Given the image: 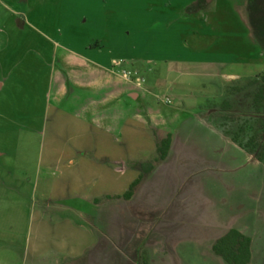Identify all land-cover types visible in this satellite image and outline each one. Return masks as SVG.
Masks as SVG:
<instances>
[{
	"label": "rangeland",
	"instance_id": "1",
	"mask_svg": "<svg viewBox=\"0 0 264 264\" xmlns=\"http://www.w3.org/2000/svg\"><path fill=\"white\" fill-rule=\"evenodd\" d=\"M194 1L0 0V77L7 79L0 90V150L5 151L0 180L22 182L36 202L42 193L40 186L32 191L34 181L58 174L45 164L50 151L66 148L69 135L87 147L95 142L87 132L82 136L83 117L76 116H84L78 106L91 93L69 80L70 69L79 74L91 67L87 59L68 56V48L76 50L111 64L119 85L127 86L124 78H131L137 82L132 90H150L134 99L120 94L119 103L96 114L105 123L93 135L101 154L133 152L143 162L156 155L154 137L177 128L181 163L158 174L161 195L173 192L180 176L198 168L176 207L182 220H160L157 213L130 220L126 205L120 204L117 240L127 256L124 262L230 264L211 243L233 224L252 237L248 264H264V163L212 123L223 121L238 130L243 120H250L242 132L246 139L259 130L264 111L255 108L254 96L264 85V36L253 29L248 0H208L209 8L188 12ZM253 4V21L261 29L264 0ZM59 73L66 77L65 89ZM224 100L231 106H224ZM133 110L134 120L125 126L126 114ZM131 176H120L119 190ZM7 192L1 195L15 197ZM10 208L4 207L2 215L9 217ZM24 212L15 223L21 233L27 226ZM97 215L103 219L96 222L99 227L109 229L108 218ZM70 231L71 253L77 255L92 239L84 230ZM74 260L70 264L80 262Z\"/></svg>",
	"mask_w": 264,
	"mask_h": 264
},
{
	"label": "crops",
	"instance_id": "2",
	"mask_svg": "<svg viewBox=\"0 0 264 264\" xmlns=\"http://www.w3.org/2000/svg\"><path fill=\"white\" fill-rule=\"evenodd\" d=\"M68 56L87 59L91 64V67H86L85 71L81 70L79 74L70 69L69 80L75 86L89 87L88 90L91 91L86 102L78 106L79 109L82 108L84 116L81 113H77L76 116L83 117L84 134L82 136L86 137L87 134H90L89 137L95 142L87 147L81 141L78 143L79 139L69 135L66 139V148H59V151L52 153L50 151L45 164L47 169L57 170L58 174L51 180L49 176L44 175L41 183L39 179L34 181L32 191H37L40 186L42 193V197L36 202L33 201L28 189L24 187L26 185L22 182L8 183L0 180V264H70L72 258L84 264H119L121 260L122 263H126L124 261L127 256L119 249L117 240L119 230L116 222L120 216V204L126 205L127 218L130 217V220H134L133 217L136 214L149 218L155 213L162 214L160 220H182L184 216L182 213H177L176 207L185 197L184 192L187 190L189 179L198 172V168L194 171L191 170V173L186 176L176 175V177L180 176L179 183L174 191L168 193L167 196L161 195L164 188L162 179L160 180V175H158L164 174V171L171 166L177 168L181 163V158L178 156L180 140L177 136V128H174L175 132H171L172 142L168 155L155 163L154 168L136 187L133 196L129 199L113 196L123 194L139 175L143 159L133 152L112 153L110 156L101 154L98 151L96 140L93 138L97 128L102 132L101 124L104 123L102 116L95 117L96 114H101L100 111L104 107L119 103L117 100H119L120 94L126 93L128 97L132 95L131 97L134 99L136 94L140 97L142 93H148L149 88L139 86L137 92L132 90L137 82L131 78H124L127 86L119 85L114 78L117 75L111 64L97 63L82 52L68 48ZM58 75L59 79L57 80L63 82L61 87L65 89L66 77L65 75L61 76L60 73ZM53 77L55 76L53 75ZM6 83L7 79L3 80L0 77V90L5 87ZM85 83L91 87L85 86ZM106 85L109 87L103 88ZM134 110L127 112L125 126L130 120H134ZM93 115L94 118H91ZM165 118H167V114ZM209 125L212 127L211 124ZM100 134L102 135V133ZM115 140H122V137L115 135ZM154 141L156 142V136ZM155 142L154 149H156ZM4 153L5 151L0 150V156ZM43 154L44 151L41 155V163H44ZM213 167L208 166L206 169ZM128 173H132V176L123 182L121 190H119L120 176L124 177ZM6 190L8 195L15 197L5 198L2 196L1 194ZM158 193L159 195H157ZM108 195L111 197H106ZM96 198L100 200L96 201ZM7 206L11 207L9 217L3 216L1 213ZM25 210L27 226L21 233L15 223L19 220V213L25 214ZM15 211L17 217H13ZM97 214L105 215L108 218L110 228H106V231L102 228L104 232L96 223L103 220L98 218ZM231 227L233 224L222 229L213 239L212 246L215 240ZM70 228L74 232L84 230L90 234L92 239L83 247L81 253H77L78 256L71 253L72 232ZM237 228L244 230V227L237 226ZM130 233L131 231H127L128 235ZM104 243L105 253H103ZM103 260H106L105 263Z\"/></svg>",
	"mask_w": 264,
	"mask_h": 264
},
{
	"label": "trees",
	"instance_id": "3",
	"mask_svg": "<svg viewBox=\"0 0 264 264\" xmlns=\"http://www.w3.org/2000/svg\"><path fill=\"white\" fill-rule=\"evenodd\" d=\"M254 0H248L250 10H251V22L253 24V29L258 36H264V25L261 26V29L256 26L253 21V4ZM208 7V0H196L194 4L189 5L186 10L189 12L198 8ZM255 78L251 79L248 83L255 82ZM224 106H231L229 100H224ZM254 106L258 111H264V85L259 88L254 96ZM251 122L252 125L256 124ZM212 123L216 128H218L225 135L229 136L235 143H237L242 148L250 151L256 152L259 159L264 163V119L259 123V130L251 134L247 139L243 137L242 132L246 131L250 120H243L240 123L238 130H232L223 124L221 121L219 123L216 120H212ZM258 124V123H257ZM172 142V133H167L166 136L161 138H156V155L148 160L141 162L140 164V173L139 175L131 182L129 187L123 194H119L113 197H122L129 199L133 196L136 187L143 181L148 173L154 168L155 163L161 159H164L169 152ZM106 197H111L110 195ZM99 198H96V201H99ZM214 252L220 255L230 264H248L253 256L254 248L252 246V237L242 231L237 227H231L223 235L218 237L212 246Z\"/></svg>",
	"mask_w": 264,
	"mask_h": 264
},
{
	"label": "flooded vegetation",
	"instance_id": "4",
	"mask_svg": "<svg viewBox=\"0 0 264 264\" xmlns=\"http://www.w3.org/2000/svg\"><path fill=\"white\" fill-rule=\"evenodd\" d=\"M244 149V148H243ZM262 162V161H261Z\"/></svg>",
	"mask_w": 264,
	"mask_h": 264
}]
</instances>
